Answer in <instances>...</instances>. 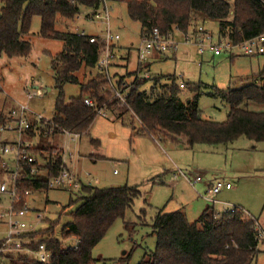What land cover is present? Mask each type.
Returning a JSON list of instances; mask_svg holds the SVG:
<instances>
[{"label":"trees","instance_id":"1","mask_svg":"<svg viewBox=\"0 0 264 264\" xmlns=\"http://www.w3.org/2000/svg\"><path fill=\"white\" fill-rule=\"evenodd\" d=\"M100 3L101 0H0V56L26 57L29 54L30 23L34 16L40 17L38 36L62 42L61 50L54 56L50 54L57 90L50 119L51 137L55 138L62 130L88 135L99 115L97 106L104 103L112 107L117 103L111 91L102 89L108 84L105 73L99 70L86 81L78 76L79 72L84 74L97 67L102 42H90V35L82 36L65 26L57 27L60 18L70 21L81 9H96ZM125 3L128 17L140 23V35L153 27L162 34L174 30L185 32L195 12L208 20H216L217 34L227 35L234 44L264 35V0H233L231 5L227 0H125ZM141 68L139 63L135 75ZM176 79L174 73L153 76L151 88L155 89V94L152 95L140 89L147 79L135 78L126 95L129 108L119 114L123 119L128 113V121L135 129L133 134H147L158 140L171 138L190 147L198 143L229 144L241 136L264 143V64L257 80L239 87H214L208 92L228 106L224 121L201 118L198 106L201 82H186L184 86L193 91V95L182 101ZM67 83L80 87L79 95L68 101L63 92ZM116 83L119 89L123 88L120 78ZM84 97H90L95 106L86 105ZM251 104L263 109H253ZM136 120L138 128L134 126ZM5 121L7 116L0 113V123ZM28 134L32 136L33 132ZM31 151L40 156L47 153L48 160L43 165L45 173L39 179L21 182L30 195L47 190L48 178L57 174L62 163V154L56 146L35 145ZM81 188L84 194L74 210H68L69 205L61 206L57 218L48 227L24 235L29 240L23 243L24 248L34 251L39 244H44L49 252L46 261H38L27 253L4 252L0 254V264L2 258L6 264H97L100 261L106 264V260L92 256V248L112 223L131 208L139 190L136 185ZM27 198H22L18 206ZM61 214H66L68 220L60 225L58 238L54 236V227ZM257 226L256 219L239 207L218 211L207 206L194 221H188L183 210L164 212L159 209L151 223L155 246L145 251L137 264H251L259 252ZM67 240H72L71 244H66ZM74 242H77L75 248ZM128 257L129 254L119 260L127 262Z\"/></svg>","mask_w":264,"mask_h":264},{"label":"rangeland","instance_id":"2","mask_svg":"<svg viewBox=\"0 0 264 264\" xmlns=\"http://www.w3.org/2000/svg\"><path fill=\"white\" fill-rule=\"evenodd\" d=\"M231 5L233 0H227ZM109 28L119 39L114 41L115 52L118 51L126 59L114 60L108 73L112 83L117 85V79L122 84L134 78L138 66L136 49L140 43V23L131 20L126 13L125 0L109 2ZM87 9H81L80 18L74 16L70 21L60 18L58 28L67 30H83L88 35H103L107 27L104 18H94ZM104 15L103 12H99ZM193 21L204 23L215 35L218 32L216 20H208L203 14L195 12ZM192 21V22H193ZM40 27V17L34 16L30 23L31 48L26 57L0 56V113L7 114L19 104H26L28 110L40 114L45 119H51L54 111V101L57 90L54 87L53 70L50 67V54L55 55L62 48V42L55 39H44L37 35ZM113 46V48H114ZM231 57L228 51H222L213 56L205 51L199 55L193 46L180 45L178 59L151 61L150 76L141 88L147 94H155L152 90L153 75H168L175 72L183 74L186 82H201V94L198 97L200 116L213 121H224L228 106L219 98L208 94L214 87L224 89L228 86L239 87L251 83L252 75H256L264 63V54L247 56L242 50L234 47ZM122 61V62H121ZM119 63V66L115 64ZM99 69L90 68L86 73L79 72L81 81L98 73ZM153 74V75H152ZM177 83L178 80H176ZM132 84L126 86L127 92ZM40 90L41 94L28 96L31 91ZM110 91L108 86L102 87ZM78 84L67 83L63 86L65 100L79 95ZM107 92V94H108ZM193 91L181 88L179 97L186 101L192 97ZM112 97L113 93H112ZM105 115L99 114L88 135L79 136L70 141L66 134L54 139L52 136H35L26 140L32 145H53L62 147L73 156L68 159V165L79 172L78 186L72 190L61 187H49L47 190L33 192L27 198V206L43 212V216L35 224L38 230L48 227L57 218L61 206L69 205L68 210H74L80 203L83 186L99 188L136 185L139 194L130 209L123 217L117 218L107 230L103 238L92 248L94 258L106 260V264H137L143 253L155 246V235L151 223L156 211L164 212L183 209L188 221H194L206 206L222 210L225 206L241 208L263 224L264 222V143L251 141L243 136L229 144L208 145L203 143L187 146L185 143L171 138L158 140L147 134H133L135 131L128 121V113L119 114L124 110L109 107ZM253 109L262 110L263 106L252 105ZM137 121V120H136ZM135 128H138V121ZM53 138V139H52ZM96 140V141H92ZM47 155V153H44ZM176 171V177L171 172ZM168 172V174L166 173ZM179 172L188 176L201 174L202 181L191 185ZM166 173V174H165ZM216 178V179H215ZM164 180V182H161ZM228 181L232 188H223L216 195L214 205L202 195L207 189L208 181ZM86 183L90 185H86ZM0 196V204L4 202ZM226 204V205H225ZM68 220L66 214H61L58 224L54 227V236L60 238V225ZM29 221V219H28ZM0 229H3L0 222ZM2 236V234H0ZM72 240L65 241L71 244ZM73 243V242H72ZM259 252L251 264H264V244L258 245ZM18 252V251H17ZM15 251L7 252L10 254ZM31 253L26 251H20ZM3 254V253H1ZM129 254L128 261L119 260ZM33 256V254H32ZM2 264L6 260L2 258ZM102 262H97L101 264Z\"/></svg>","mask_w":264,"mask_h":264},{"label":"built area","instance_id":"3","mask_svg":"<svg viewBox=\"0 0 264 264\" xmlns=\"http://www.w3.org/2000/svg\"><path fill=\"white\" fill-rule=\"evenodd\" d=\"M113 0H101L100 5L96 9H91L85 12H94L91 20L94 18H104L106 22V29L103 35H90L89 41H101L102 45L99 49V57L97 61V68L108 76V84L113 96L117 99L115 108L122 109L129 108L126 102L127 92L124 91V84L122 89L114 86L108 73L109 66L114 60H118L117 53L114 51V41L119 39L118 34H113L109 28V12L111 7L109 2ZM103 12L104 15H100ZM80 13L75 14L74 18H80ZM75 32L79 35H88L83 30L76 29ZM175 33L180 34V38L176 37ZM140 43L136 49L138 63L142 66L138 78L146 79L150 76L149 70L146 69L145 64L149 62L154 55L175 54L179 50L180 45L193 46L199 55L205 51L210 52L213 56H218L222 51L232 52L234 47L242 50L243 54L247 56H255L264 53V35L260 34L252 38L245 39L237 44H234L227 35H215L212 30L207 28L203 23L191 22L189 28L185 31L174 30L165 34L160 33L157 27H153L150 31L144 32L140 35ZM120 59V58H119ZM179 87H184V82L178 83ZM41 94L40 90L31 91L28 96ZM84 103L88 106H95L94 101L90 97H84ZM106 110H109L106 104L97 106L98 114L105 115ZM7 116V121L0 123V196L5 200L0 204V222L3 229H0V254L7 252L26 251L33 254V258L38 261H46L49 257V252L46 250L44 244H39L38 248L31 251L29 248H24L23 243L29 240L24 238L25 234L38 231L35 224L43 216V212L35 210L27 206V200L20 207L18 203L24 197L30 196V191L22 188L21 182L28 180H37L43 174V165L48 160V155L40 156L34 154L31 148L35 145L30 144L25 139H22L24 134L29 131L33 132L32 136L44 135L51 136L53 131L50 119H45L40 114H34L28 110L26 104H19L16 108H12ZM48 127L47 129H45ZM42 129L44 131L42 132ZM66 134L70 141H75L79 138L78 133H72L67 130H62L59 135ZM16 135V139L12 142L6 141V136ZM62 154L61 166L54 176L48 178L47 183L49 187H61L72 190L78 186V174L65 156L70 159L73 154L67 151L64 152L62 147H58ZM186 178L187 182L194 185L202 181L201 174L194 173L193 176H188L183 172H179ZM176 177V173L173 175ZM222 187L229 189L231 184L222 180L208 181L207 192L217 194ZM207 198L206 195H203ZM29 219V221H28ZM257 239L264 244V233L257 226ZM74 242L73 247H76Z\"/></svg>","mask_w":264,"mask_h":264},{"label":"crops","instance_id":"4","mask_svg":"<svg viewBox=\"0 0 264 264\" xmlns=\"http://www.w3.org/2000/svg\"><path fill=\"white\" fill-rule=\"evenodd\" d=\"M111 2V1H110ZM193 22H195V23H198L197 21H193ZM204 24V23H203ZM205 26L207 27V25L205 24ZM207 28H209V27H207ZM210 29V28H209ZM211 30V29H210ZM176 34V37H178V38H180L181 36H180V34L179 33H175ZM115 46H114V50H115ZM116 53H117V56L119 57V58H122L121 60L123 61L124 59H126V62H127V58H128V51H127V55L126 56H122L121 55V53L120 52H118V51H116ZM235 53L234 52H231L230 53V56L232 57L233 55H234ZM262 54H264V53H262ZM258 55H260V54H258ZM258 55H255V56H258ZM118 58V59H119ZM161 59H168V60H172L173 62H176L177 61V59H178V52L177 53H175V54H164V55H154L153 57H152V59L149 61V62H147L146 64H145V66H146V69H148V70H150V67H151V61H153V60H161ZM121 61V62H122ZM121 62H117L115 65L116 66H119L120 64L119 63H121ZM139 64V63H138ZM264 64V63H263ZM141 66V65H140ZM263 66V65H262ZM138 67V66H137ZM136 70H137V68H136ZM135 70V71H136ZM135 71H134V78L129 82V81H125L124 82V86L126 87V86H128V85H130V84H132L133 82H134V80H135V78L137 77V75L140 73L139 71H140V69H139V71H138V74L137 75H135ZM260 71V69L258 70V72ZM175 75H176V77H177V79L176 80H178V82L180 83L181 81H183L184 82V84L186 83V81L183 79V74L181 73V74H176L175 72H173ZM172 73V74H173ZM153 75V74H152ZM156 75H159V74H156ZM153 76H155V75H153ZM252 78H253V80H257V77H258V73L256 74V75H252L251 76ZM177 82V81H176ZM183 88H186L185 86L183 87ZM140 89H143V88H140ZM146 89V88H145ZM144 89V90H145ZM126 91V90H125ZM188 98H190V97H188ZM187 98V99H188ZM7 114H8V112H7ZM5 115H6V113H5ZM35 136H37V135H35ZM35 136H29V134H24L23 136H22V139H25V140H29L30 138H33V137H35ZM41 137H43V135H40ZM58 136H60L59 134L57 135V137ZM57 137H55V138H57ZM54 138V139H55ZM14 139H16V135H8V136H6V141H9V142H12ZM53 139V138H52ZM173 142H174V140H173ZM57 147H58V145H57ZM43 171V174L45 173L44 172V169L42 170ZM77 172V174L79 175V172L78 171H76ZM167 174H168V172H166ZM165 173V174H166ZM176 173V171L175 170H173L172 172H171V174H172V176L174 175ZM216 179V178H215ZM225 182H228V181H225ZM230 183V182H229ZM231 184V183H230ZM86 185H90V184H88V183H86ZM224 190H228V189H226L225 187H222ZM221 188V189H222ZM232 188V184H231V187L229 188V189H231ZM220 192V191H219ZM218 192V193H219ZM203 195H206L207 196V198H205L207 201H209V202H211L213 205L215 204V203H217V199H216V195L217 194H211V193H208L207 192V189H205V191H204V193H203ZM202 195V196H203ZM226 205V204H225ZM207 207V206H206ZM213 207V206H212ZM233 207H235V206H225V208H223L222 210H229V209H232ZM214 208V207H213ZM215 209V208H214ZM178 210V209H177ZM180 210H183L182 208L180 209ZM216 210V209H215ZM222 210H218V211H222ZM184 211V210H183ZM253 217V216H252ZM253 218H255V217H253ZM256 219V221H257V225H258V227L263 231V233H264V222H263V224L261 223V222H259V220L257 219V218H255Z\"/></svg>","mask_w":264,"mask_h":264}]
</instances>
